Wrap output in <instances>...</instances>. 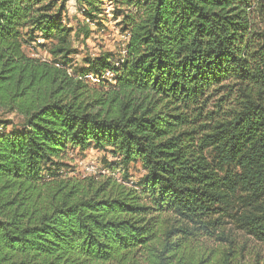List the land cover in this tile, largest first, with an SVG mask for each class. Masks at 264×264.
<instances>
[{
    "label": "trees",
    "instance_id": "trees-1",
    "mask_svg": "<svg viewBox=\"0 0 264 264\" xmlns=\"http://www.w3.org/2000/svg\"><path fill=\"white\" fill-rule=\"evenodd\" d=\"M104 1L127 40L73 70L65 0H0V264H231L199 238L264 243V0ZM90 149L141 178L71 174Z\"/></svg>",
    "mask_w": 264,
    "mask_h": 264
},
{
    "label": "rangeland",
    "instance_id": "rangeland-1",
    "mask_svg": "<svg viewBox=\"0 0 264 264\" xmlns=\"http://www.w3.org/2000/svg\"><path fill=\"white\" fill-rule=\"evenodd\" d=\"M66 10L63 15V25L70 31L69 38L71 41V50L73 54L70 56L73 70L83 68V60L87 57L98 56L102 53H108L117 58L123 44H125L121 33L119 32L118 22L115 20L116 14L119 13L112 10L109 2H103V13L100 15L98 27L86 26L82 15L78 10L75 0H65ZM116 10V9H115ZM256 22V21H255ZM87 30L85 36L84 30ZM39 43V41L37 42ZM36 45L25 47L24 52L27 56L40 59L50 60L45 49H41ZM73 70L71 72H73ZM222 96L218 94L210 104H216L215 101ZM0 121L10 122L6 131L17 128L22 119L17 114L0 110ZM71 160L67 163L69 171L75 176L98 177L113 175V177L127 185L137 182L143 172L138 164H131L127 168V180L124 181L125 172L122 171L118 162L110 157L109 154L99 152L93 149L84 152L74 151L70 154ZM113 167V170L110 169ZM223 234L217 232L211 239L199 238V243L212 250L213 253L221 251L231 260V264H264V243L257 241L255 238L238 230L234 225L224 223L222 226Z\"/></svg>",
    "mask_w": 264,
    "mask_h": 264
},
{
    "label": "built area",
    "instance_id": "built-area-1",
    "mask_svg": "<svg viewBox=\"0 0 264 264\" xmlns=\"http://www.w3.org/2000/svg\"><path fill=\"white\" fill-rule=\"evenodd\" d=\"M85 23L88 24L89 26L93 27L94 24L91 23L89 20H85ZM122 38L124 39V41L127 40V35H122ZM102 79L108 80V81H112L113 75L110 72H105L102 77ZM87 80H89L91 83H97L98 82V78L93 76V75H89L87 76Z\"/></svg>",
    "mask_w": 264,
    "mask_h": 264
}]
</instances>
